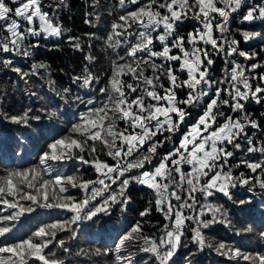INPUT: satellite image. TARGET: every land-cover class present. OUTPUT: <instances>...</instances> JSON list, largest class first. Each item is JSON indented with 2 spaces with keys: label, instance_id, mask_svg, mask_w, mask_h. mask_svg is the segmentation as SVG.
<instances>
[{
  "label": "snow or ice",
  "instance_id": "obj_1",
  "mask_svg": "<svg viewBox=\"0 0 264 264\" xmlns=\"http://www.w3.org/2000/svg\"><path fill=\"white\" fill-rule=\"evenodd\" d=\"M48 5L57 13L69 7L67 0H51ZM44 7L43 0H0V33L4 34L0 65L17 74L25 86L23 93L29 96L37 95L27 87L37 76L55 90L47 75L49 66L32 57L39 46L32 41L41 30L84 52L82 37L68 35ZM104 7L100 0H89L86 23L92 27L100 23ZM112 8L119 12L110 28L103 36L87 34L86 63L69 77L68 86L56 90L66 105L83 106L69 135L54 138L36 156L35 167L27 169L7 167L0 141V164H6V174L0 177V264H79V257L90 259L92 243L81 241V225L109 216L117 208L124 211L132 202L133 185L150 190L148 204L139 214L144 219H137L114 246L96 248V254L101 248L104 254L113 253L115 264H176L173 258L178 250L191 244L183 264H198L197 257L205 249L224 264L241 260L264 264V251H246L226 236L209 239L204 232L222 225L234 236L250 234L264 240V211L258 220L245 221L234 219L219 203L227 198L248 206L256 199L255 195L251 201L234 199L237 188L254 193L258 186L264 194V121L247 109L251 103L264 106V49L248 45L254 41L249 35L254 31H241V43L230 29L233 19L250 25L264 21V0H116ZM185 21L195 22L193 30L181 34L178 29ZM101 38L112 49L111 74L97 89L101 77L93 71L97 57L92 40ZM17 56L32 59L30 68L16 66L11 57ZM216 57H223L224 68L214 78ZM149 69L151 74H146ZM72 85L95 95L87 99L73 95ZM12 91H17V84ZM7 100L5 92L0 108ZM55 108L59 115L50 112L49 117L63 119L59 105ZM193 109L201 110L195 119ZM41 119L29 107L19 113L0 112V120L25 128ZM166 142L172 148H166ZM15 146L23 151L27 140L16 139ZM238 152L247 158L233 164ZM65 161L72 162L70 173L65 171ZM240 165L248 172L235 175L234 168ZM153 201L165 222L153 225L156 230L148 233L144 227L152 223ZM37 207L60 209L64 215L38 225L26 236H16L21 217ZM58 233H68V239L89 247L73 248ZM141 254H148L147 259Z\"/></svg>",
  "mask_w": 264,
  "mask_h": 264
},
{
  "label": "trees",
  "instance_id": "obj_2",
  "mask_svg": "<svg viewBox=\"0 0 264 264\" xmlns=\"http://www.w3.org/2000/svg\"><path fill=\"white\" fill-rule=\"evenodd\" d=\"M51 0H43L45 5L44 12L50 13L55 16V18L63 25L68 31V35L80 36L82 37L81 43L84 52L74 51L73 49L67 47L65 44V39L62 37L53 38L51 35L44 34L43 32L38 33L37 37L32 41L34 44L39 46L33 50L32 57L35 59L36 63L43 62L49 66L48 76L54 81L55 90L50 89L47 83V79H41L39 76L29 81L27 85L29 91L37 93L36 96H29L23 93L22 89L25 87L23 82L18 79L17 74L12 73L10 69H5L0 65V96L5 92L8 93L7 104H4L0 108V112L7 109L10 113H19L26 107L32 108L37 112L38 115L42 117L41 120H33L30 127H23L22 125L13 124L7 120H0V141L3 142V147L5 149V159L8 168L22 167L24 169L35 167L38 161L36 156L50 143L54 138H60L62 136H67L71 130V124L75 116L78 115L79 111L83 106H69L65 104V101L61 99V96L56 94V90L62 89L68 86L70 83L69 77L73 73H79L80 69L86 61H83L84 55L88 54V33H95L98 36H103L106 30L110 28V25L114 19V16L119 12L118 9L113 11L112 6L116 3V0H100V3L105 7L101 9L102 17L100 23L95 27L90 26L86 23L87 12L89 8V0H67L69 7L67 10L54 12L48 3ZM143 2V0H142ZM137 7L136 5L132 6ZM109 12H113V15H109ZM194 21H185L179 27L178 31L181 34L190 32L193 30ZM231 34L235 35L241 43H243L241 31H254L259 32L260 37L254 39V41H249L248 45L256 47V50L264 49V21H256L254 24H248L247 22H242L239 19H233L230 25ZM218 35V33H215ZM3 33H0V38H3ZM93 48L92 52L97 57V63L95 64L93 71L98 73L101 77L100 84L96 85V88L103 87L107 82L108 76L111 74L110 70V57L112 54V49L107 48L106 43L103 38L100 40H92ZM246 45V46H248ZM122 51V50H121ZM175 51V50H174ZM13 63L27 70L30 68L32 59H25L24 57H11ZM241 61L243 58H239ZM257 61H260V57H257ZM223 57H216L215 64L213 66L212 72L214 78L220 76L223 73ZM43 72V69L40 70ZM151 74L149 69L148 73ZM123 79H130L129 76H124ZM253 83H255L253 81ZM17 84V91L13 92L12 87ZM73 95L76 93L84 96L85 99L88 96L95 95V93L88 91L87 89L77 88L72 85ZM21 89V91H20ZM96 95H99L98 91ZM59 105V110L64 112V118L58 120L57 109L55 106ZM248 111L251 112L253 117L258 121H264V106L259 104L251 103L247 105ZM200 109H193L192 118H197V114L200 113ZM50 112H57V115L49 117ZM227 114L236 116L238 113L228 112ZM122 125V122H120ZM253 130H249V135H251ZM25 138L27 140V146L22 149L15 146L16 139ZM21 143H25L21 139ZM171 143H165L166 148H172ZM99 151V147H98ZM163 152L164 149H159ZM251 155V154H247ZM101 157L109 162H111V157L106 154L101 153ZM256 157L260 158V154L256 153ZM247 158L242 153H236V159L231 161L233 164H239L241 159ZM231 160V158H230ZM65 165V171L70 173L72 171V162L65 161L62 162ZM6 164H0V177L6 174ZM185 170L188 166H184ZM241 171L248 172V170L240 165L234 168V174L239 175ZM89 175H94L89 173ZM87 178V177H86ZM75 191V190H73ZM130 194L132 195V202L125 208L124 211L120 209H114L109 216L100 215L99 218H93V221H84L81 225V241L87 240L92 243L91 258L79 257V264H115L114 254L109 252L104 254L101 248V253L96 254L95 249L100 247H112L118 240L119 236L123 232L134 226L137 219L143 220L144 218L139 217L141 211L147 206L148 200L150 198V190L144 188L140 185H133L130 188ZM234 199L237 200H248L251 201L252 196L255 195L256 199L248 206L241 205L239 203H233L227 198H222L219 203L223 204L224 207L229 212V215L234 219H241L245 221H251L253 219L259 218V213L264 211V194L261 193L259 187L255 189L254 193H249L243 189L237 188L233 189ZM79 195V194H78ZM219 195V194H218ZM3 206L0 205V208ZM64 215L63 211L60 209H44L35 208L32 213H26L21 217L20 221L14 233L16 236H26L34 231L36 227L42 223L53 222L57 219L62 218ZM151 224L145 225V232L151 233L156 229L153 225H161L165 221L160 213L155 211V205L153 201V210L150 214ZM214 231H209L205 229V235L209 239L218 238L219 236H226L233 243L239 244L246 251H264V240L260 237L250 234H242L240 237L234 236L233 232H227L222 225H213ZM68 233H58V238H65L66 243L73 248L84 247L88 248L89 245L83 244L81 241H73L68 239ZM189 237L191 233L187 234ZM52 245H49L51 248ZM192 249V245L189 244L188 248L181 247L178 250L177 255L173 258L176 264H183L184 255ZM47 251V250H45ZM57 255H60L58 249L55 250ZM145 259H147L148 254H141ZM222 258L217 257L215 253L205 249L202 255L197 257L198 264H224L221 260ZM240 264H246L244 261H240Z\"/></svg>",
  "mask_w": 264,
  "mask_h": 264
},
{
  "label": "clouds",
  "instance_id": "obj_3",
  "mask_svg": "<svg viewBox=\"0 0 264 264\" xmlns=\"http://www.w3.org/2000/svg\"><path fill=\"white\" fill-rule=\"evenodd\" d=\"M65 0H60V3H64ZM249 35L253 38L256 39L258 37H260V33L259 32H254V33H249Z\"/></svg>",
  "mask_w": 264,
  "mask_h": 264
},
{
  "label": "rangeland",
  "instance_id": "obj_4",
  "mask_svg": "<svg viewBox=\"0 0 264 264\" xmlns=\"http://www.w3.org/2000/svg\"><path fill=\"white\" fill-rule=\"evenodd\" d=\"M41 32H43V30H41ZM48 35V34H47Z\"/></svg>",
  "mask_w": 264,
  "mask_h": 264
}]
</instances>
